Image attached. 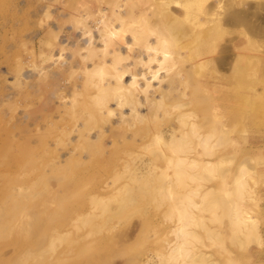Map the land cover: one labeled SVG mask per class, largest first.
I'll list each match as a JSON object with an SVG mask.
<instances>
[{"label": "rangeland", "instance_id": "374dc122", "mask_svg": "<svg viewBox=\"0 0 264 264\" xmlns=\"http://www.w3.org/2000/svg\"><path fill=\"white\" fill-rule=\"evenodd\" d=\"M58 1L0 0V214L4 216L0 215V230L6 229L0 232V264L20 258L22 264H264V46L255 44L252 67L244 59L240 63L247 82L240 89L244 102L236 123L238 151L225 152L220 164L208 169L179 170L176 165L184 152L175 144L185 140L190 147V139L196 142V134L204 129L193 127L197 133L166 144L173 126L177 125L176 131L179 127L177 135L184 129L178 124L180 109L175 102L186 103L181 109L194 112L188 120L202 121V110L210 106L218 111L212 100L216 90L208 77L210 65L206 75L197 76L200 46L192 41H185V47L172 45L176 64L169 72L162 69L166 74L161 84L151 81V87L163 88L169 76L183 75L174 78L176 90L164 111L161 107L151 113L140 104L130 112L131 105L120 108L111 100L108 117L97 113L88 123L81 104L93 106L95 81L113 82L109 74L114 70L109 63L113 46L119 47L125 62L130 61L133 51L127 48L132 35L119 32L106 43L102 35L101 41L99 29L111 16L108 0ZM245 45L242 35L243 55L248 52ZM142 57L146 58L145 52ZM97 64L103 69L90 76ZM189 70L191 77L186 74ZM127 75L123 83L128 82ZM188 78L190 84L184 82ZM205 80L210 87L204 92L196 89L197 96L192 82ZM196 98L201 100L195 104ZM223 115L232 120L229 112ZM206 119L211 127L218 122L212 112ZM83 122L91 128L80 127ZM226 127L225 138L217 127L210 138L226 139L220 148L231 144L234 126L228 122ZM78 128L84 129L82 133ZM12 187L28 189L23 191L26 200ZM29 219L33 230L25 232ZM30 254L35 261L22 257Z\"/></svg>", "mask_w": 264, "mask_h": 264}, {"label": "bare ground", "instance_id": "6f19581e", "mask_svg": "<svg viewBox=\"0 0 264 264\" xmlns=\"http://www.w3.org/2000/svg\"><path fill=\"white\" fill-rule=\"evenodd\" d=\"M242 1H246V2H248V4L251 3V5H254L253 8L250 4H249L250 7L247 6L246 4L244 5L243 3H246V2L242 3ZM258 1H260V0L255 1V4L257 5V6H255V4L252 3L253 1L251 2V0H165L164 2H160L159 0H108L109 4H106V6L107 5L109 6V10L111 11V16L108 19L106 18L107 20L102 25L103 26L102 29L101 28L99 29L100 31L101 30L103 31V33L100 34L99 36L101 38L102 35H104V39H105V43H106V42L112 41L111 36L113 34H116V33L119 34V32L124 33L126 31L127 32L129 31V32H131L130 34L132 35V37H130L131 41H130V45L127 49H129L128 51H130V49H131L133 52L132 53L130 52L131 53L130 61L125 62L126 60H124V59H126V57L121 56V53L118 52L119 50H116V49H119V47L116 48L113 46V48L111 49V52L115 53L112 55L114 57L109 62V63L114 65V66L112 65V67H113L112 69H114V70L112 72H109V74H111V76L114 78L113 82L111 83L108 80L107 84H101V82L95 81L96 82L95 85L97 86V94L94 95V97L91 99L93 106L86 107L87 108L86 109L81 104V107L87 113L85 115H87V117H88L86 119L88 121V123L95 119L97 113H99L100 118L101 117L105 118L104 113H106V116L108 117V112L113 110L109 106V103L111 100H114V102H115L114 105L116 107L121 108L125 104L131 105L130 112L133 109H137V105H140V104H142V106H143V104L147 105V108L149 109V111L151 113L158 112V109L161 107H162V110L164 111L165 108H163V107L165 105V102L167 101L168 98L172 99V96H173V94L171 95V91L176 86V84H174L176 82L175 81L176 79H174V78H177L180 74H178L177 76L174 75L175 76L174 78L172 77V75L169 76V78H167L168 84L162 88L161 85H159V84H161V81H163L165 79L164 74H166V71L164 74L162 73V69L165 68L164 70H168L174 64L173 60L175 59L174 58L175 54L173 53L174 56H172L173 55L172 54V45L179 46V48H180V47H185V41H192V42H194V44H197L200 46L198 52L200 54H202V58L200 59L202 61L198 63L201 65L200 66L201 69H200V72L197 76L206 75V73H207L206 66L208 64L210 65L211 71L209 72L208 77H209V80L215 86L216 92H215L212 100L215 103L214 107L218 111L217 112L214 111V109H212L213 106L212 107L210 106V109H203L202 110V116H203L202 121L190 120V119L188 120V117L191 116L190 114L191 113L193 114L194 112H191V113L188 112L187 113V112L183 111L181 109V107H184L183 104H186V103L180 104V101H176L174 104V107L176 106V108L180 109L178 116H177V121H178V124H180V126L184 127V129L181 128L178 135H177L176 133L179 130V127L176 131L173 128H175V126H177V125L173 126V128H171V136H170L171 141L168 140L166 144H168V143L172 144L175 141L174 139H177L180 137H182V138L185 137L184 135L186 133H191L193 135L194 133L198 132V129H201V128L204 129L203 130L204 132L202 134H196L197 138H196V136H194L197 140L196 142H192L193 138L190 139V142H191L190 144L193 143L190 147H189L188 141H185V140L175 144V148L177 150L184 152L183 156L180 158V162H179L180 164L178 163L176 165L177 169H179V170H185L186 168L208 169L210 167H214V166L219 165L220 164L219 162L222 161V158H220V157L225 152H235L236 153L238 151V146H237L238 144L237 143L239 141L238 137H237L238 136V131H237L238 128L236 127V123L238 120L239 108H240L241 104L244 102V98H243V95H241L240 89L246 80V79L241 77V74H240L241 64L240 63L244 59V61L247 64V67L248 68L252 67L254 64V57H253L252 51H253V48L255 47V44L260 45V46H264V14H262V12H264V11L261 12V10H264V9H261V8H264V4H262L264 2H261L259 4ZM262 1H264V0H262ZM89 2H92V1H89ZM171 2H174L175 5H171L170 4ZM104 3H107V1ZM239 3L241 6L243 4V6L240 7ZM75 5H76V2H75ZM245 6H247L248 8ZM69 7L71 8V6H69ZM80 7L81 6H79V8ZM121 7H123V8H121ZM243 7H245V8H243ZM70 8H68V9H70ZM82 9H84V8L82 7ZM95 12H97V11H95ZM70 13H72V11ZM149 13L151 15H149ZM78 15H80V14H78ZM72 17H76V16H72ZM77 17H79V16H77ZM90 17H91V15H90ZM151 17H153V18H151ZM259 17H260V19H257ZM64 18H63V20H64ZM72 19H74V18H72ZM79 21L80 20H78L76 23H78ZM81 21H83V20H81ZM63 23H66V22H63ZM83 29H84V26H83ZM100 31H99V33H100ZM97 34H98V32H97ZM97 34L95 36H97ZM242 35L246 36L245 47L247 48L248 52L246 51L245 55L242 54L243 53L242 47H241ZM150 36H153V38L150 39ZM104 39L102 40V38H101V41L103 42ZM53 42H56V41H53ZM101 45H102V43H101ZM110 45L112 46V43H109L108 47H110ZM132 45H138V47L132 48ZM104 46H106V45L104 44ZM108 47L106 49H110ZM102 49H104V48H102ZM99 51H101V50H99ZM211 51H214V52L209 53ZM105 52H110V51H105ZM143 52H145L146 58L142 57ZM176 52H177V50H176ZM102 53H100V55ZM111 54H109V55H111ZM128 54L129 53L127 52V55ZM93 55H95V53ZM106 55H108V54H106ZM176 55H177V53H176ZM100 57H103V54ZM130 57H128V58H130ZM104 58L105 57H103V59ZM96 63H97V61H96ZM101 66H104V65H98L97 64L96 66L93 67V69L94 70L96 68H98V69L96 71L92 72L93 69L91 68L87 72V74L89 72H92V73H90V76H91L93 73H98L97 71L103 69V68H101ZM174 67H172V68H174ZM169 71L170 70H168V72ZM181 71L182 70H180V72ZM191 71H193V70H191ZM99 72H101V71H99ZM195 72H193V73H195ZM125 74H129V76L127 75L128 76V82L123 83L122 78ZM175 74H176V72H175ZM186 74L188 76L190 74V70ZM229 74L231 76V79H226V77ZM191 75H189V76L191 77ZM88 76H89V74H88ZM180 76L183 77V75H180ZM89 78L92 79V77H89ZM154 79L157 80V82L155 80V83H159V84H158V86L156 84L153 87H151L152 86L151 81H153ZM92 80H90L91 82H89V84H90L89 87L93 86V84H91ZM180 80H182V79L180 78ZM188 80L190 81V78L186 79V81H184V82H187ZM177 81H179V80H177ZM139 82L142 83V86L141 85L139 86ZM246 82H247V80H246ZM39 83L42 84V82H39ZM188 83L189 82H187V84ZM192 83L194 85L193 89L195 92H197L196 89L200 90L201 92H204L207 89H209V87H210V83L207 80L202 81L198 84L195 83L194 81ZM44 84H45V82H44ZM184 84H186V83H184ZM95 85H94V87H96ZM185 86H187V85H185ZM178 87H179V85H178ZM189 87H190V85H189ZM175 90H173V91H175ZM155 92H159V94H156ZM198 92L194 93V94H197V96H198ZM139 94L143 95V96H141L143 98V101H139ZM154 94H156V95H154ZM199 95H200V93H199ZM87 97H89V96H87ZM202 97H203V95H202ZM198 98H201V96ZM198 98H196V99H198ZM201 99H198L197 101H195L194 99H192V100L195 101V104H196V102L199 103L200 102L199 100H201ZM89 100H90V98H89ZM216 102H218V104H216ZM82 103L85 106H87L86 100ZM188 103L191 104V102H188ZM95 105H97V106H95ZM159 110H161V109H159ZM209 112L216 114L218 117V119L216 120L218 122L215 123L213 127H211L207 123L208 122L207 119L204 121V119L208 117ZM227 112H229L232 120L227 121L226 117H224L223 113L226 114ZM196 115L197 114H194L195 118H196ZM101 121H103V120H101ZM228 122L232 123V126H234L233 135L230 137L231 138V140H230L231 144L228 147L220 148L219 146H222L223 143L225 144L226 139L223 141L221 138L222 136L216 135V138L218 137L217 140H214L212 142L210 140V138H212V136H213L214 127H217L220 132L223 131V133H224L223 137L225 138L226 137L225 134H227V132H225V130L226 129L228 130V128L226 127ZM83 123H85V124H82L83 126H80V127H84L85 129H86V127H90L87 125L88 123H86V122H83ZM94 123H95V121H94ZM193 127H198V129L195 131L193 129ZM78 129L81 132L79 131L77 133H82V131L84 130L82 128L81 129L78 128ZM80 135H83V134H80ZM186 135H188V134H186ZM187 138H189V137H186L184 139H187ZM83 141H85V140H83ZM220 141H223V142L220 143ZM87 146H88V144L86 143V147ZM190 154H192L191 157H190ZM191 175H193V174H191ZM178 176H180V174ZM188 177H190V176H188ZM182 178L183 177L181 176L180 179H182ZM176 182H178V181H176ZM238 184L240 186V183H238ZM178 185H179V183H178ZM236 186H238V185H236ZM24 187H26V186H24ZM1 188L3 189V187H1ZM16 188L12 187V190L17 191ZM20 188H23V187H20ZM17 189H18L19 193H22L20 195L26 194L27 192L25 193L23 191L28 190L26 188H24L26 190L19 189V188H17ZM8 191H9V189H8ZM20 191H22V192H20ZM15 194H18V193H15ZM10 195H13V194L11 193ZM25 196L26 195H23V197H25ZM235 197H238V194H235ZM235 197H234V199H235ZM173 199L174 198H172L170 200H173ZM25 200H26V197H25ZM232 201H235V200H232ZM4 203H5V201H4ZM226 203H227V201H225L224 204H226ZM24 206L23 207L21 206V207L24 208ZM14 208H15V206H14ZM28 208H25V209H28ZM31 208H32V206H31ZM31 208H29L28 210H32ZM21 210L22 209H20V211ZM24 211H25V213L26 212L28 213V211H26V210H24ZM32 211H29V212L31 213ZM30 213L28 214V216L30 215V217H31L33 214H30ZM0 215L2 217H4L3 213H1ZM30 217H28V218H30ZM38 218H39V216L37 217V220H38ZM229 219H231V218H229ZM37 220H35L34 222H37L36 224L38 226V225H40V222H38ZM29 221H30L31 225L28 226V229L30 226L33 225L32 224L33 222L30 219H29ZM25 222H27V224H28V221H25ZM234 222H236V221H234ZM236 224H238V223L236 222ZM21 226H22V224H21ZM2 227H3V225H2ZM37 228H39V227H37ZM36 229H34V232ZM1 230H2V228H1ZM1 230H0V232H3L6 229H5V227H3V231H1ZM30 230L32 231L33 229H29L27 231L24 230V231L28 232ZM2 236H4V235L2 234ZM92 251H94V249ZM96 251L97 250H95V252ZM19 252L22 253L23 250H21ZM24 252H25V250H24ZM91 253H93V252H91ZM22 254L26 255L29 253H27V251H26L25 253H22ZM19 256H21V255H19ZM30 256L32 257L31 254L29 256H22V257L29 259ZM33 258L35 259V257H32V260H33ZM26 260L27 259H23V261L25 263H26ZM13 261L16 263L17 259L11 260L10 262H12V264H13L14 263ZM33 261H35V260H33ZM17 262L21 263L22 262L21 258Z\"/></svg>", "mask_w": 264, "mask_h": 264}]
</instances>
